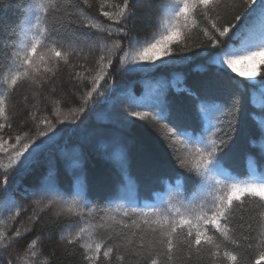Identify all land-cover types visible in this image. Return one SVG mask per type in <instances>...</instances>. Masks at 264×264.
<instances>
[{"label":"snow or ice","instance_id":"obj_1","mask_svg":"<svg viewBox=\"0 0 264 264\" xmlns=\"http://www.w3.org/2000/svg\"><path fill=\"white\" fill-rule=\"evenodd\" d=\"M27 13L0 47V152L7 158L0 254L23 245L10 264H50L40 237L26 236L32 228L14 226L24 205L9 182L18 185L68 133L82 156L85 147H111L102 158L119 161L122 181L93 200L83 177L62 187L49 159L39 183L21 194L34 202L29 224H59L66 250H80L84 264H264V164H249L241 176L229 163L242 129L249 148L254 136L264 141V118L254 114L264 111V65L256 67L264 54V0H30ZM142 14L152 20L150 33L138 25ZM249 60L251 71L238 73L244 79L232 75ZM188 65L199 80L188 83L174 71ZM70 67L71 93L61 95ZM126 77H150L157 90L138 98L126 92ZM109 100L107 121L90 128L96 102ZM148 120L167 123L171 164L140 138L138 121ZM132 149L155 174L140 198L139 181L128 174ZM169 167L183 170L175 183Z\"/></svg>","mask_w":264,"mask_h":264},{"label":"trees","instance_id":"obj_2","mask_svg":"<svg viewBox=\"0 0 264 264\" xmlns=\"http://www.w3.org/2000/svg\"><path fill=\"white\" fill-rule=\"evenodd\" d=\"M28 3H30V0H0V47L5 46L10 40L13 29L17 32L19 31L25 16L28 14ZM151 23L152 20L147 14H142L138 20L139 27L143 29L144 32L148 33H150ZM78 31L86 32L87 30L78 29ZM200 50L199 48L196 49V51ZM85 53H87V50H85ZM262 65H264V54H261L259 61L256 63V67L259 69ZM252 66V61L250 60L238 62L236 65V72L232 73V75L236 76L237 79H244V77L239 76L238 73L250 72ZM71 70L70 67L62 74L64 87L61 89L58 86V92L61 95L71 93V88L68 85V72ZM164 71L168 72L171 70ZM174 71L177 73H186L188 75V83H192L201 78L200 73L195 70L194 65L177 68ZM124 82L127 85L126 92H131L138 98H142L144 95L148 94L150 90H157V81L150 77H126ZM106 94L107 89L105 93L101 95L100 99H103ZM112 103V100L107 101L106 105H101L99 101L96 102V120L88 122L90 128L97 127V122L105 123L107 121ZM127 107V105H123L121 111H124ZM254 114L259 118H264V111L257 109ZM138 123L144 124V127L138 130L140 138L155 145L157 155L169 160L171 164L172 158L169 155V148L166 142L168 136L167 123L152 120H148L147 122L138 121ZM62 127H65V125H58L57 130ZM254 142L255 147L249 148L247 131L242 129L240 133V143L232 152L229 161L233 170L241 176L246 174L249 164H264V161L259 159V153L264 151V147H262L264 141H262L261 137L254 136ZM11 143H13V141L9 139L8 144ZM78 143L79 141L76 137L65 133L63 137H58L57 142L54 143L50 151L41 157L44 163L30 174L23 177L18 185L14 181L10 180L9 182V188L15 190L16 199L24 205L23 209H18L22 214L18 218L19 222L14 226L32 228V231L26 233V236L29 240L35 236L40 237V241L42 242L41 247L46 257L50 260V264H84V261L81 258L80 250H66L61 241V235H67V232H61L59 224L52 222L51 219L43 220V218L34 224H29L28 218L33 215L34 202L31 199H24L21 194L24 186H34L39 183L41 176L46 172L47 161L49 159L52 161V175L58 180L62 187L67 188L70 184L75 186L76 179L83 177L84 194L90 196L93 200L103 201L104 198L113 191L117 183L123 179V171L119 168V161L114 156L112 159L102 158L104 154H112L113 150L111 147L102 149L101 153H98L92 147H85L82 156L80 149L75 147ZM180 147H182V145ZM248 152L255 154L256 158L250 161L246 160L245 157ZM6 163L7 158L0 152V172L3 171V165ZM111 163L113 165H111ZM166 171L167 174L172 177V183H175L176 174L183 170L169 167ZM128 174L139 181L140 189L139 192L135 194L136 198L145 195L147 190L153 186L155 174L151 172L149 161L143 153L135 149L130 151ZM121 191H123V189H121ZM153 195L155 196L156 194L154 193ZM133 202H135V200H133ZM43 215L44 214H42V217ZM22 247L23 245H17L12 251L0 254V261H3V264H10L9 258L11 257L12 260H15V251ZM42 259H44V257H42Z\"/></svg>","mask_w":264,"mask_h":264},{"label":"rangeland","instance_id":"obj_3","mask_svg":"<svg viewBox=\"0 0 264 264\" xmlns=\"http://www.w3.org/2000/svg\"><path fill=\"white\" fill-rule=\"evenodd\" d=\"M104 163V162H103ZM111 165H113L112 163H111Z\"/></svg>","mask_w":264,"mask_h":264}]
</instances>
